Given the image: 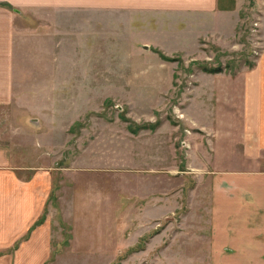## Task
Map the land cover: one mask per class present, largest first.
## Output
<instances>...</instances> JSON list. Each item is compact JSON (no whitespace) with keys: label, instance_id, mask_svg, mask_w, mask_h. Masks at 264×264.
Masks as SVG:
<instances>
[{"label":"rangeland","instance_id":"obj_1","mask_svg":"<svg viewBox=\"0 0 264 264\" xmlns=\"http://www.w3.org/2000/svg\"><path fill=\"white\" fill-rule=\"evenodd\" d=\"M78 8L34 9L17 22L15 91L0 108V145L19 166L51 169V252L0 264H218L214 234L224 245L239 235L240 179L209 176L264 171V157L225 161L226 143L244 146L241 96H219L225 77L198 75L252 67L264 50L257 27L238 35L234 53L206 47L192 62L155 36L176 34L175 19L140 18L137 36L120 15ZM159 40L167 50H149Z\"/></svg>","mask_w":264,"mask_h":264},{"label":"crops","instance_id":"obj_2","mask_svg":"<svg viewBox=\"0 0 264 264\" xmlns=\"http://www.w3.org/2000/svg\"><path fill=\"white\" fill-rule=\"evenodd\" d=\"M82 1L73 0L66 4L65 0H0V108L10 103L15 91L17 22L20 17H24V14L33 13L34 9H80L78 7L90 6L92 10H106L120 15L124 21L118 20L115 24L121 25L119 22L123 21V24L128 26L125 32L137 36L143 34L139 30L134 31V24L140 21V18L144 21L147 18L153 20L164 18L162 16L170 17L177 20V33L167 36L158 32L155 36L163 40L168 38L170 44L176 43L179 53L180 50H185L183 53L190 57L192 62L200 60L199 58L205 54L203 49L206 47L217 48L223 53H234L235 47L237 48L240 43L238 35L245 31L250 37V31L254 30L252 24L258 20L257 31L264 49V0H85L87 3ZM139 24L143 26L144 22ZM97 34L98 31L92 35L93 38L95 36L97 38ZM163 40L157 41L155 45L148 44L149 50L154 48L159 54L162 48H166L168 42ZM133 41L135 40H132L131 46L128 47L130 50L134 47ZM140 43L136 46L140 45L141 48L147 49V45ZM174 51L175 49H171L170 54ZM212 70L202 69V74L198 76L225 77L224 79L227 78L230 83L228 85L226 83L227 87L219 86V96H241L238 120L244 135L240 146H244L237 149L226 143L227 147L223 149L227 151L228 157L225 161H257L260 157L263 158L264 50L252 67L247 66L246 69L235 70L233 73ZM151 79L158 80L156 76ZM227 122L229 121L225 120V123ZM235 145L239 144L236 142ZM6 152L0 145V258L20 256L27 259L48 255V251L51 252L50 248L48 250L50 225L46 208L52 187L51 169L47 166L42 168L34 165L19 166L15 160L14 162L10 160ZM212 176L213 179L219 176H222L221 178L233 176L240 179L238 185L240 189H236L238 202L235 203L234 208L242 213L240 219L234 223V228L239 230L234 242L221 244L217 234H214L217 243L212 258H215L218 264L234 262L264 264V171H248V169L212 171L209 177ZM222 186L228 192L234 191L231 188L233 186L230 188L227 187L230 185ZM223 188L220 189V194L228 196ZM228 204L224 199L215 207L220 210ZM219 213L220 217L216 218H224L225 213ZM239 221L241 222L238 223ZM251 257L257 261H250L248 258ZM243 258L246 259L242 260ZM26 264L31 263L29 261Z\"/></svg>","mask_w":264,"mask_h":264},{"label":"trees","instance_id":"obj_3","mask_svg":"<svg viewBox=\"0 0 264 264\" xmlns=\"http://www.w3.org/2000/svg\"><path fill=\"white\" fill-rule=\"evenodd\" d=\"M164 60H166V61H170L171 59H169V58H167V57H162ZM203 70H205L206 71V69H203ZM212 71H215V70H212ZM123 121H127V120H124L123 119ZM149 129H153V126H147ZM127 128H128V130L131 132V133H133V134H136L137 133V130H134L133 128H130V126H127ZM143 128H146V126H143L141 129H143Z\"/></svg>","mask_w":264,"mask_h":264},{"label":"built area","instance_id":"obj_4","mask_svg":"<svg viewBox=\"0 0 264 264\" xmlns=\"http://www.w3.org/2000/svg\"><path fill=\"white\" fill-rule=\"evenodd\" d=\"M252 27H253V29L255 30V27H257V24L254 23Z\"/></svg>","mask_w":264,"mask_h":264}]
</instances>
